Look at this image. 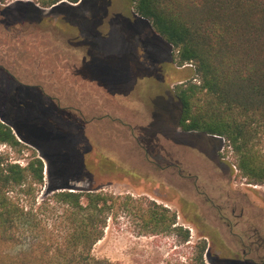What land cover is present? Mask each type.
<instances>
[{
    "label": "trees",
    "instance_id": "trees-1",
    "mask_svg": "<svg viewBox=\"0 0 264 264\" xmlns=\"http://www.w3.org/2000/svg\"><path fill=\"white\" fill-rule=\"evenodd\" d=\"M37 1L43 8L65 15L67 11H83L88 0ZM126 1L176 49L182 66H197L199 84L177 88L181 130L225 138L243 177L250 184L264 185V0ZM0 16L4 19L0 24L13 35V41L31 30L53 33L59 26V32L64 31L62 23L46 19L30 2L0 8ZM63 20L66 24V15ZM75 30L81 35L67 37L66 44L78 48L80 41L90 50L81 58L76 70L79 75L95 73L99 60L113 68L126 63L133 70L142 69L134 55L103 56L97 52V42L84 36L94 29L85 23L76 21ZM1 66L2 77L9 73L26 83L18 77L25 69L20 61L13 68ZM110 78L103 72L101 81L110 82ZM33 79L16 91L4 92L0 87V144L21 148L19 138L33 149L26 148L33 153L26 166L0 157V264H119L95 257L93 250L104 238L110 221L124 212L133 214L153 234L172 230L189 241L190 231L177 226L178 215L170 209L147 199L94 190L95 181L106 171H127L92 144L81 126L68 127L72 120L66 117L71 109ZM21 108L39 123L34 134L19 130ZM45 163L52 186L39 198L37 188L44 185ZM186 221L193 222L187 217ZM205 229L190 264H208L205 255L211 258L210 264H225L212 258L207 241L215 242V236L210 228ZM19 247L24 249L16 255L6 252Z\"/></svg>",
    "mask_w": 264,
    "mask_h": 264
},
{
    "label": "rangeland",
    "instance_id": "rangeland-1",
    "mask_svg": "<svg viewBox=\"0 0 264 264\" xmlns=\"http://www.w3.org/2000/svg\"><path fill=\"white\" fill-rule=\"evenodd\" d=\"M17 2L34 3L46 19L62 23L64 31L59 32V26V31L53 33L36 29L13 41V35L0 24V65L13 68L20 61L25 69L18 77L27 84L35 78L41 89L59 97L71 109L66 117L72 120L68 127L81 126L92 144L127 171H106L95 181L94 190L154 201L176 213L177 226L190 231L189 241L172 230L153 234L133 214L124 212L110 221L93 255L119 264H190L202 243L200 235L208 227L215 236V242L207 241L214 260L264 264V185L250 184L243 177L225 138L184 133L179 127L181 104L176 99L177 88L191 82L199 84L197 66L185 63L187 67L183 68L176 49L159 37L151 23L140 18L126 0H88L82 12H66V24V20L61 22L65 18L63 11L52 12L37 0H0V8L13 7ZM130 9L137 16L131 21L108 16ZM103 18L110 21V29L106 24L103 27ZM76 21L94 29L84 34L88 40L96 31L102 35L110 32L99 41L97 52L120 57L137 52L145 67L133 70L123 63L113 68L111 63L99 60V71L108 72L112 79L86 81L76 70L90 50L83 48L80 41L78 48L66 44L67 37L81 35L75 30ZM22 110L25 109L20 110L17 126L25 135L34 134L39 123ZM18 140L23 147L0 144V157L26 166L33 156L29 151L32 147ZM37 155L40 157L38 152ZM44 177V185L37 188L39 198L51 191L46 163ZM186 217L193 222H187ZM23 249L6 252L16 255ZM205 260L210 264L211 258L205 255Z\"/></svg>",
    "mask_w": 264,
    "mask_h": 264
},
{
    "label": "flooded vegetation",
    "instance_id": "flooded-vegetation-1",
    "mask_svg": "<svg viewBox=\"0 0 264 264\" xmlns=\"http://www.w3.org/2000/svg\"><path fill=\"white\" fill-rule=\"evenodd\" d=\"M125 1V0H124ZM108 6V5H107ZM123 6H124V4H123ZM94 7L95 8H97V6L96 5H94ZM98 9V8H97ZM105 9V8H104ZM99 10H100V8H99ZM102 11H103V9H101ZM104 12H105V10H104ZM112 12V11H111ZM122 13V12H121ZM95 14V13H94ZM108 16H109V18L111 17V19L113 20V19H118L119 21H125V20H129V21H131V19L132 20H134L135 19V17H137V16H135L133 13H132V10L130 9V10H128L127 12H123L122 14H120L119 13V15H117L116 16V13H108ZM118 16H120V17H118ZM96 17H99V16H96ZM118 17V18H117ZM101 22H103V27L105 26V24L107 25V27L109 28V26H110V21H108L107 19H102V21ZM97 25H98V28H99V21L97 22ZM110 29V28H109ZM98 30V29H97ZM95 33V36H92V40L93 41H96L97 42V45H98V43H99V41H102V40H105V37L106 36H109V34H110V32H107V34H99L97 31L96 32H94ZM98 38H99V40H98ZM134 53V54H133ZM132 54L136 57V59L138 60V62H139V64L142 66V67H145V65L141 62V59H140V57H138L139 55L137 54V52H132ZM132 54H128V55H132ZM1 66V65H0ZM2 67V66H1ZM164 72V71H163ZM162 72V73H163ZM162 75V74H161ZM6 78V79H5ZM0 82L2 83V82H4V87L3 88H5V90L3 89V88H1L4 92H8V90L9 91H16V90H18V89H20L22 86H24L23 85V83L21 84L20 82H19V79L16 77V76H14V75H10L9 73H6L5 74V76H3L2 77V75H1V78H0ZM9 83H11V85H9ZM210 144V143H209ZM210 158V157H209ZM217 234V233H216Z\"/></svg>",
    "mask_w": 264,
    "mask_h": 264
},
{
    "label": "crops",
    "instance_id": "crops-1",
    "mask_svg": "<svg viewBox=\"0 0 264 264\" xmlns=\"http://www.w3.org/2000/svg\"><path fill=\"white\" fill-rule=\"evenodd\" d=\"M100 54H101V52L100 51H98ZM128 55V54H127ZM109 56H115V54H110ZM120 57V56H119ZM95 70H97V71H99L98 70V68H95ZM99 73H101V74H98L97 72H95V73H92V74H90V75H84V79L86 80V81H91V80H93V81H101L102 80V76H103V72H101V71H99ZM108 77V76H107Z\"/></svg>",
    "mask_w": 264,
    "mask_h": 264
},
{
    "label": "built area",
    "instance_id": "built-area-1",
    "mask_svg": "<svg viewBox=\"0 0 264 264\" xmlns=\"http://www.w3.org/2000/svg\"><path fill=\"white\" fill-rule=\"evenodd\" d=\"M187 66H183V68H185ZM234 170L236 173H238V169L236 168V166H233ZM250 187H253V188H257L258 186H253V185H249Z\"/></svg>",
    "mask_w": 264,
    "mask_h": 264
},
{
    "label": "water",
    "instance_id": "water-1",
    "mask_svg": "<svg viewBox=\"0 0 264 264\" xmlns=\"http://www.w3.org/2000/svg\"><path fill=\"white\" fill-rule=\"evenodd\" d=\"M215 138H217L216 136H214Z\"/></svg>",
    "mask_w": 264,
    "mask_h": 264
}]
</instances>
